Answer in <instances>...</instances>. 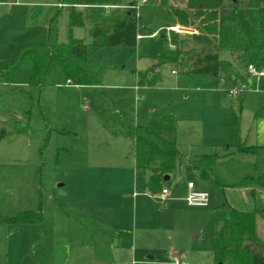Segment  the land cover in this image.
<instances>
[{
  "label": "rangeland",
  "instance_id": "rangeland-1",
  "mask_svg": "<svg viewBox=\"0 0 264 264\" xmlns=\"http://www.w3.org/2000/svg\"><path fill=\"white\" fill-rule=\"evenodd\" d=\"M60 1L19 0L9 7L0 6L3 15L0 21V70L14 62L23 45L47 42L46 21L57 10ZM237 2L240 5L238 22L250 49V25L244 16L248 0ZM234 3L235 0L223 2L225 8H231ZM25 4L31 5L30 8ZM131 4L141 16L138 35L144 37L134 49H95L90 25L71 29L70 8L65 6L57 10L60 12L59 43L68 44L71 38L85 42L89 49L88 72L101 86L70 87L63 69L52 65L40 90L31 86L32 65L25 63L14 75L5 77L9 86L0 89V117L6 119L4 134L0 131L3 138L2 142L0 140V214L6 212L7 218H11L25 211L42 212L41 230L28 226L37 235L29 248L30 258L33 249L37 256L38 251L43 256L65 242L78 245V236L88 220L74 219L70 214L63 216L62 212L66 211L61 205V197L84 192L86 181L93 172L97 177L115 175V178L126 173L122 168L134 161L136 126H162L165 115L176 119L179 148L185 157L183 168L186 161L195 156L234 153L232 160L214 168L216 178L221 184L228 185L226 188L218 187L212 180H203L200 175L196 178V190L209 193L210 208L219 209V219L231 224L227 214L229 206L225 205L227 200L240 210L251 208V201L248 204L245 198L248 192L238 185L246 177L264 173V149L257 156L240 155L237 150L239 142H246L249 147L264 146V76L252 77L248 66L249 89L244 83L223 82L210 88L212 79L192 77L184 72L190 58H196V53L202 49H211L219 51L223 60L236 61L238 53L244 52L245 47L238 45V53L232 55L220 50L214 40L211 43L196 41L194 37H204L206 33L201 20L194 17L195 10L188 7V0H139L138 3L129 0L116 11L123 12L131 8ZM28 9L33 11V19ZM78 9L85 10L84 7ZM176 9L189 14V26L178 23L173 16ZM151 33L154 35L149 36ZM209 39L212 40V36ZM178 53L179 65H163L156 86H142L136 91L139 86L135 71H146L160 58L174 57ZM235 88L239 94L230 97ZM186 182L184 175L179 173L177 184L183 194L186 193ZM253 200V208L259 211L256 233L264 244V204L259 188ZM196 225L188 222L174 242L177 241L178 250L186 255L185 261L190 264H212L214 230L206 226L204 231L196 234L192 230ZM57 227L64 231L60 232ZM53 228L59 229V233ZM259 251L264 255V247Z\"/></svg>",
  "mask_w": 264,
  "mask_h": 264
},
{
  "label": "trees",
  "instance_id": "trees-1",
  "mask_svg": "<svg viewBox=\"0 0 264 264\" xmlns=\"http://www.w3.org/2000/svg\"><path fill=\"white\" fill-rule=\"evenodd\" d=\"M129 0H61L64 6L71 10V29L90 25L92 46L101 48H136L137 36L140 32L141 16L138 9L131 8L118 12L116 9L124 6ZM224 0H188V7L195 10L194 17L200 19L204 26L205 36L194 37L196 41H216L220 50L237 54L238 45L245 47L238 53L236 61L223 60L220 52L202 49L196 53V58H190L186 73L192 76H204L212 79V87L219 83L249 84L251 79L247 73L250 64H257L264 69V0H248L244 16L250 25L251 48L248 49L247 36L238 22L240 5L234 3L231 8H225ZM84 7L85 10L78 9ZM118 12V13H117ZM60 12L48 23L47 42L41 45H23L13 63L0 70V80L14 75L23 64L32 65L31 86L42 90L45 79L52 65H59L70 85L98 86L100 82L88 72L89 49L83 40L71 38L68 44L59 43L58 18ZM173 16L183 26L190 25L187 12L176 9ZM152 36L154 34H148ZM212 36V40L209 37ZM179 53L174 57H163L158 60L156 68L140 73L139 83L142 86H156L160 81L157 71L165 64L179 65ZM195 56V55H194ZM236 62V63H235ZM244 85V86H245ZM246 87V86H245ZM163 126L136 127L135 158L137 168L148 169L151 172L147 188L157 194L170 186L171 177L179 168L180 153L177 146L176 119L165 116ZM1 140V136H0ZM258 148L242 147V152H254ZM219 161V156L200 157L186 167L189 180H194L196 172L202 179H211V173ZM259 186L264 187V175L254 179ZM191 182V181H189ZM12 226L41 225V212H22L5 221ZM228 226L217 222L214 239V264H264V255L259 251L264 244L256 234V212L231 211V234L228 240Z\"/></svg>",
  "mask_w": 264,
  "mask_h": 264
},
{
  "label": "crops",
  "instance_id": "crops-1",
  "mask_svg": "<svg viewBox=\"0 0 264 264\" xmlns=\"http://www.w3.org/2000/svg\"><path fill=\"white\" fill-rule=\"evenodd\" d=\"M18 1L19 0H0V6L9 7L17 4ZM25 5L29 6L28 8L31 6L28 4ZM64 7L65 6L60 1V5L57 6V10L64 9ZM29 10L30 9H28V11ZM57 10L53 11L51 17L46 21L47 29L49 21L58 12ZM29 13L33 19V11L30 10ZM0 15V21H2L3 15ZM142 39H138V43L139 40ZM156 64L157 63H155L152 68H156ZM152 68H149L146 71H149ZM160 69L157 70L159 73ZM186 70L184 71L185 73ZM146 71L134 72V76L137 77L138 86L140 87H136V91H139L142 87V85L139 83V75L140 73H144ZM172 72L173 74L177 73L175 69H173ZM187 75L192 76L189 74ZM66 82L70 87L97 88L101 86V84L98 86H73L68 83L67 79ZM209 85L210 88L217 87H212V82H210ZM8 86L9 80H0V89ZM249 86V84H246V88L248 87L249 89ZM5 120L6 119L4 117H0V131L3 130V126L6 124ZM1 133L4 134V130ZM176 135L177 146L180 153L179 168L175 175L171 177L170 186L166 187L169 190V195L166 196V200L164 202L161 199L162 192L154 194L147 188V183L151 175L150 170L137 168L135 158V136L133 140L132 151V157L134 161L133 163H130V165H128L125 169L122 168L126 173H123L118 178H115V175L97 177L98 175L95 174L96 172H93V174L86 181L84 192H74V194L63 195L61 197V205L66 211L65 213L62 212L63 216L70 214L72 215H69L71 218H82L88 220L86 227L82 226V233L80 236H78L79 238L77 239V246L74 245V242H65V244H63V246L59 247L57 250L52 252H49L50 250H48V252L46 251L45 255L43 256L39 255L40 251H38L37 256L36 250L33 249V255L31 259L28 256L29 248L32 247L31 243L34 241V238L37 235L33 233L31 229L28 228V226H36V228L40 231L43 222L39 226H12L5 222L6 220L10 219L9 217L7 218L5 212L0 214V264H112L116 261L118 262L117 264L132 262H140L143 264H173L174 259L177 256H180L184 263L190 264L189 262L185 261L186 255L183 254L182 251L178 250L179 245L177 241L174 242V240H178V238H180L179 235L183 233L182 231L185 230L188 222L197 223L196 227L192 229L196 234H200L202 231H204L206 226H208V229L210 230L213 229L214 239L217 230V222L220 224V226L224 225L225 223L228 226V240L230 242L232 239L231 224L229 225L227 220L222 221L219 219L220 212L217 207L215 210H211L210 205L207 208H197L188 204V182H194L195 186L197 187L196 178L197 175H200V173L196 172L195 179L189 180L186 173V167L189 166L192 161L200 157L210 155L219 156V161L216 164V166H218V164L221 162L232 160L233 157L231 156H233L234 153H227L222 156L220 153L215 152L210 155L195 156V158L187 160L186 165L183 168L182 162L185 157L179 148L177 124ZM1 139L3 140V138ZM242 147L250 149L258 148V150L256 153L245 151L242 152ZM262 149H264V146L258 145L249 147L246 142H239L237 154H250L257 156L259 151ZM181 167L184 170L183 173L181 172ZM179 173L180 175L183 174L184 180L187 181L185 185V194L180 192L179 185L177 184V175ZM261 175H264V173H261L256 177H246L238 185V188L242 187L245 192H250L249 194L246 193L245 195L248 204L250 201L251 203L254 201L253 199L255 198L257 188L260 189V196L264 204L262 198L264 187L259 186L255 181H253ZM209 180L214 181L218 187L226 188L228 186L220 183V181L215 176V170H213L211 173V179ZM173 188L174 190H172ZM251 203L250 210H240L236 208V206L231 205L227 200L225 205L229 206L227 214L230 217V222L232 210L252 213L256 212L257 221V215L259 214V211H257L256 208H253L255 203ZM163 205H166V207H163ZM202 214H205L206 217ZM57 228H60V232L64 231L62 227ZM53 230H57L59 233V229L53 228ZM29 233H33V236H29ZM44 238V242H46V237ZM46 260L47 262L44 263ZM212 264H214V262Z\"/></svg>",
  "mask_w": 264,
  "mask_h": 264
},
{
  "label": "built area",
  "instance_id": "built-area-1",
  "mask_svg": "<svg viewBox=\"0 0 264 264\" xmlns=\"http://www.w3.org/2000/svg\"><path fill=\"white\" fill-rule=\"evenodd\" d=\"M139 0H134V3H138ZM1 18V15H0ZM141 35H138L137 39H142ZM248 72L252 77L255 78H260L264 76V70L262 68H259L255 64H250L248 67ZM239 94L237 88H235L233 91L230 93V97H235ZM188 189H189V194L187 196V202L190 206L192 207H197V208H207L210 205V195L207 192H202V191H197L196 186L194 182H188ZM169 195V190L167 188L163 189L162 194H161V199L164 202L166 200V196ZM262 198L264 201V192L262 193ZM119 264H136L134 262L132 263H119ZM173 264H187L184 263L181 260L180 256H177L174 259Z\"/></svg>",
  "mask_w": 264,
  "mask_h": 264
},
{
  "label": "water",
  "instance_id": "water-1",
  "mask_svg": "<svg viewBox=\"0 0 264 264\" xmlns=\"http://www.w3.org/2000/svg\"><path fill=\"white\" fill-rule=\"evenodd\" d=\"M237 2V0H235V3Z\"/></svg>",
  "mask_w": 264,
  "mask_h": 264
}]
</instances>
